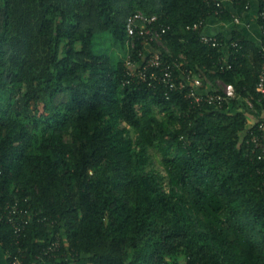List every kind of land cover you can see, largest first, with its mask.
I'll list each match as a JSON object with an SVG mask.
<instances>
[{
    "label": "trees",
    "instance_id": "obj_1",
    "mask_svg": "<svg viewBox=\"0 0 264 264\" xmlns=\"http://www.w3.org/2000/svg\"><path fill=\"white\" fill-rule=\"evenodd\" d=\"M135 10L168 26L177 73L239 97L194 107L184 89L127 82L124 55L94 44L107 36L125 54ZM211 12L204 0H0V215L15 200L37 212L19 237L0 221V264H37L57 230L72 258L45 264H264V157L249 142L264 113L243 100L264 56L240 29L227 58L201 42L187 25Z\"/></svg>",
    "mask_w": 264,
    "mask_h": 264
},
{
    "label": "built area",
    "instance_id": "obj_2",
    "mask_svg": "<svg viewBox=\"0 0 264 264\" xmlns=\"http://www.w3.org/2000/svg\"><path fill=\"white\" fill-rule=\"evenodd\" d=\"M205 3L212 7V12L216 16L226 10L224 0H204ZM232 4L236 0H228ZM251 0L244 1V9H249ZM234 22H239L240 19L236 14L231 15ZM257 20L260 30V49L264 56V5L258 7ZM206 19L200 18L187 28L199 30V39L201 42L221 47L224 43L223 39L217 34L204 33ZM168 26L159 21L156 14H148L142 10H135L130 13L125 21L126 32V54L124 57L125 74L127 82H142L150 87H156L159 84L165 85L170 89H184L185 96L189 98L190 103L194 107H202L204 105H213L222 107L226 102H231L239 97L235 86L230 82H224L217 79L216 89L203 90V81L199 74L187 70L181 74L179 72V64L175 61H169L164 57L169 50L164 41V35L167 32ZM231 45L239 46L237 42H230ZM257 96L255 98L245 96L243 98L246 107L257 113H264V62L262 64L258 80L256 83ZM255 100V101H254ZM256 104L259 105L257 108ZM258 122L257 130H252L249 137V142L254 144L261 150L258 158L264 157V121ZM5 215H0V221L4 216L12 225L13 232L16 237L23 234L25 226L37 216L29 207H20L19 202L15 200L12 205L5 206ZM42 218H38V220ZM62 236L60 230L53 231L49 237V242L43 246L40 253L37 254L36 261L40 264H45L46 259L64 258L70 260L71 252L64 256L61 254ZM21 252V248L19 247ZM65 254V253H64ZM22 254L16 255L12 259V264H25ZM76 261H73V263ZM36 263V262H35ZM34 263V264H35ZM37 263V264H38ZM76 264H87L86 262H77Z\"/></svg>",
    "mask_w": 264,
    "mask_h": 264
},
{
    "label": "crops",
    "instance_id": "obj_3",
    "mask_svg": "<svg viewBox=\"0 0 264 264\" xmlns=\"http://www.w3.org/2000/svg\"><path fill=\"white\" fill-rule=\"evenodd\" d=\"M224 5L227 10L236 14L240 21L234 22L232 17L229 19H223L221 16H216L210 13L206 17V23L203 27V32L206 34H219L223 38L222 50L224 52L223 58H227L230 54L229 42L232 37V31L234 29H240L246 35L247 38L256 41L260 44V30L257 20L258 1L252 0L251 6L247 10L237 11L234 6L228 0H224ZM228 42V43H227ZM217 82L213 83L209 80L203 81V90H214L216 89ZM264 117V114L262 115ZM252 121V118L250 119Z\"/></svg>",
    "mask_w": 264,
    "mask_h": 264
},
{
    "label": "rangeland",
    "instance_id": "obj_4",
    "mask_svg": "<svg viewBox=\"0 0 264 264\" xmlns=\"http://www.w3.org/2000/svg\"><path fill=\"white\" fill-rule=\"evenodd\" d=\"M95 44H94V48L97 49H102L104 51H108V52H112L114 53V55H117L118 57H125V54H124V48L122 47V45L120 43H116L115 41H110L108 40V37L107 36H101V38H97L95 39ZM153 159H154V162H155V165L156 167L158 168H162L161 167V163H160V157H159V154L154 152V155H153ZM161 171L163 172V170L161 169Z\"/></svg>",
    "mask_w": 264,
    "mask_h": 264
}]
</instances>
